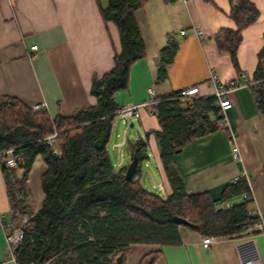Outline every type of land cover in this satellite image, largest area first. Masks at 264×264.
I'll return each instance as SVG.
<instances>
[{"label": "crops", "instance_id": "obj_1", "mask_svg": "<svg viewBox=\"0 0 264 264\" xmlns=\"http://www.w3.org/2000/svg\"><path fill=\"white\" fill-rule=\"evenodd\" d=\"M251 1L260 17L243 31L237 53L239 72L230 55L220 53L217 45L219 33L235 27L230 18L232 0H147L134 13L146 54L132 66L128 88L115 94L117 104L121 107L141 104L192 86L200 87L202 97L212 96L215 90L208 84L212 72L224 83H245L246 78L259 83L264 76V57L260 58L264 48V0ZM108 4L109 0H0V103L9 98L27 107L46 102L52 118L71 117L81 108L97 105L98 98L91 93L93 77L111 72L115 55L122 52L117 25L105 21L100 11V5ZM198 31L203 32L202 37ZM171 42L177 44V51L167 78L159 81L160 53ZM34 45L39 47L37 52L31 51ZM253 88L248 85L230 93L227 123L222 118L217 131L186 145L181 150L185 156L179 158L176 153L175 160L187 191L208 192L215 200L236 179L246 177L254 195L249 213L264 217V113L257 106ZM149 89L154 91L153 95ZM141 111L138 121L143 132L159 130L157 117L150 114L152 106ZM233 143L240 150V161L232 155ZM149 146L150 157L144 165L142 184L149 189L146 184L149 178L154 188L165 191L166 197L172 188L155 135L150 136ZM113 148L115 152L127 149V139L115 142ZM129 156L130 164V152ZM126 161V155L121 153L114 165L121 168ZM239 162L243 170L237 166ZM37 163L40 167L35 178ZM150 165H154L162 179L158 185L148 170ZM46 170L42 156H37L28 174L26 190L38 198L35 212L45 197L40 180ZM11 173L8 180L0 161V221L2 215L14 225L22 219L19 224L22 226L27 215L15 219L12 198L20 200L16 197L19 191L23 199L20 183L23 172L15 168ZM242 195L222 205L241 204L245 201ZM178 234L181 242L175 245H131L127 264H139L148 254H157L155 264H240L249 251L255 255V264H264V232L256 226L239 235L215 236L209 248L202 245L205 236L187 226H179ZM6 247V233L0 223V264H16L7 258Z\"/></svg>", "mask_w": 264, "mask_h": 264}, {"label": "trees", "instance_id": "obj_2", "mask_svg": "<svg viewBox=\"0 0 264 264\" xmlns=\"http://www.w3.org/2000/svg\"><path fill=\"white\" fill-rule=\"evenodd\" d=\"M147 0H109L100 5L105 21L114 22L122 41L115 67L102 77L94 76L91 93L95 106L77 110L71 117L52 118L47 110L33 111L15 98L0 103V152L14 149L22 156L23 199L12 198L15 219L31 216L26 205L28 174L37 156L47 165L40 180L45 195L37 212L23 226L24 239L16 248L17 264H127L133 244L175 245L181 242L178 227L187 226L203 236L230 237L251 231L260 217L249 213L253 201L231 208L228 199L249 191L246 177L228 185L219 200L208 192L189 193L176 163V151L219 129L221 110L213 96L182 104L179 91L158 98L152 106L160 129L127 139L131 161H137L134 178L126 179V167L117 168L109 154L117 112L122 109L115 94L129 86L132 66L145 57V43L134 13ZM230 18L234 28L217 37L220 53L230 55L240 72L238 49L243 31L256 22L260 12L251 0H232ZM177 44L161 50L158 80L167 78ZM264 57V48L260 58ZM253 88L259 110L264 113V76ZM57 133L55 145L46 138ZM155 135L160 158L172 188L165 198L142 184L149 160V139ZM57 152V156H54ZM3 165V164H2ZM8 180L12 169L3 165ZM177 218L183 222L177 221ZM20 219V218H19ZM22 219L15 226H20ZM157 254L144 256L139 264H155Z\"/></svg>", "mask_w": 264, "mask_h": 264}, {"label": "built area", "instance_id": "obj_3", "mask_svg": "<svg viewBox=\"0 0 264 264\" xmlns=\"http://www.w3.org/2000/svg\"><path fill=\"white\" fill-rule=\"evenodd\" d=\"M199 36H203L202 31H198ZM39 50V47L37 45H34L31 47V51L37 52ZM33 54V53H32ZM211 87L214 88V93L213 97L216 98V107H218L221 110L222 113V118L224 123H227V118H226V109L231 106V100L229 98V94L243 88L245 86H256L257 83L250 82L246 78L245 83L241 82H230V83H224L222 82L218 75L215 72L211 73L210 80L208 83ZM149 93L151 95L154 94V91L152 89H149ZM201 91L199 86H192L188 88H184L179 91L178 95V100L182 104H186V102L201 98ZM160 100L158 98H151L150 101L141 103V104H136V105H131V106H125L122 109H120L117 112V116L122 118L124 121H126L128 124L131 121H135L141 118L142 116V109L145 108L146 106H153L154 104L158 103ZM33 111H41V110H47L48 104L46 102H42L39 104L32 105L30 107ZM151 115H154V112H150ZM56 138H57V133H54L46 138V141L48 142L49 145H55L56 143ZM232 155L236 161L241 160V154L238 146L236 143H233L232 145ZM0 161L4 166H6L8 169H15V168H22L24 165V160L21 155L17 154L14 149L7 150L5 152H0ZM237 181V179L235 180ZM159 188L163 190V186L160 185ZM16 197L18 199H21V193L17 191ZM242 198L244 200H250L254 201V195H253V188L251 184H249V191L245 192L242 195ZM225 206L227 208H231L228 203L226 205H221ZM36 213V212H35ZM260 217V223L256 225V228L258 231L264 232V217L260 216L259 214H256ZM4 215L1 216V226L4 229L6 233V242H7V247H6V254L7 258L14 261L17 264L16 261V248H18L24 239V230L23 226L29 221L30 217L24 219L23 225L20 227H16L13 223L12 220L10 221H5L4 220ZM214 242V237L212 236H205L202 240V245L204 248H209L212 243ZM255 255L253 251H249L248 254L243 258L240 264H255L254 263Z\"/></svg>", "mask_w": 264, "mask_h": 264}, {"label": "rangeland", "instance_id": "obj_4", "mask_svg": "<svg viewBox=\"0 0 264 264\" xmlns=\"http://www.w3.org/2000/svg\"><path fill=\"white\" fill-rule=\"evenodd\" d=\"M116 121L117 122L115 124L113 137H112V140H111L110 145H109V154H110L111 159H112V161L114 163L117 161V159L120 160L121 153L125 154L127 161L125 163H123L122 167H126L129 164V162H130L129 151L127 149L123 148V149H119L118 152H115L114 148H113L114 143L118 142V141H123L124 138L125 139L136 140L140 134L144 135V132H143L142 125H141L140 121H138V120H135V126L134 127H129L128 126L129 124L126 121H124L123 119H121L119 116H117ZM177 156H179V158L180 157L182 158V157L185 156V154L180 152V153H178ZM237 166L241 170H243V166H242L241 162H239L237 164ZM39 167H40V164L37 163L36 166H35L34 173H33L35 178H36L37 172L39 171ZM148 170L151 173V175H152V177H153V179L155 181L154 183L156 185H158L161 182L162 179L159 176V174L157 173L154 165L148 166ZM146 184H147V187L149 188V190L151 192L156 193L157 195H160L163 198L165 197V191H160L158 188H154L152 183H150L149 178H146ZM26 190H27V185H26ZM29 192L31 193V195H29ZM29 192L28 193L26 192L27 193L26 194V200H27V205L29 207H31L30 212H32L31 213V216H32V214L33 215L35 214V209H34L36 207L35 206V201H37L38 198L36 196H33L32 195L33 193L31 191H29ZM35 192H36V194L38 196V189L37 188L35 189ZM31 216L27 215L25 217V219L28 218V217H31Z\"/></svg>", "mask_w": 264, "mask_h": 264}, {"label": "water", "instance_id": "obj_5", "mask_svg": "<svg viewBox=\"0 0 264 264\" xmlns=\"http://www.w3.org/2000/svg\"><path fill=\"white\" fill-rule=\"evenodd\" d=\"M135 123L134 121H131L129 123V127H134ZM182 149H179L176 151V153H179L181 152ZM54 156L56 157L57 156V152H54ZM136 165H137V161L136 159L134 158L131 163L129 164L128 168H127V172H126V179L127 180H132L134 178V174H135V170H136ZM177 221H180V222H183L182 219L180 218H177Z\"/></svg>", "mask_w": 264, "mask_h": 264}]
</instances>
